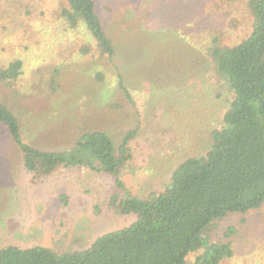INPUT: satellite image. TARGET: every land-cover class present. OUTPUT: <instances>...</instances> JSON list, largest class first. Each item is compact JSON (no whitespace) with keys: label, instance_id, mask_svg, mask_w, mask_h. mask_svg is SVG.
<instances>
[{"label":"rangeland","instance_id":"1","mask_svg":"<svg viewBox=\"0 0 264 264\" xmlns=\"http://www.w3.org/2000/svg\"><path fill=\"white\" fill-rule=\"evenodd\" d=\"M95 2L112 60L67 0H0V104L33 148L66 153L103 132L132 159L118 177L92 160L38 179L0 125V250L84 253L130 226L136 216L116 215L112 200L163 192L182 161L210 150L235 99L213 51L251 35L250 0ZM229 228L233 256L220 264H264V204L218 221L211 241L226 240Z\"/></svg>","mask_w":264,"mask_h":264},{"label":"trees","instance_id":"2","mask_svg":"<svg viewBox=\"0 0 264 264\" xmlns=\"http://www.w3.org/2000/svg\"><path fill=\"white\" fill-rule=\"evenodd\" d=\"M67 3L74 14L71 18L85 22L100 51L112 60L115 46L97 14L95 0ZM250 7L251 35L234 47L213 51L235 99L224 125L211 133L210 150L182 161L163 192L146 199H113V213L134 214L136 221L99 238L87 252L59 255L44 247L8 246L0 250V264H186L199 251L196 264H220L233 256L228 241L233 228L226 231V240L211 241L217 222L229 215L249 214L264 204V0H250ZM14 72L16 66L8 74ZM0 125L23 154L26 169L38 179L61 165L86 168L85 163L92 160L99 165L97 171L118 177L132 159L126 143L118 147L103 132L83 136L66 153L33 148L22 141L18 120L3 104ZM118 185L123 187L120 181Z\"/></svg>","mask_w":264,"mask_h":264}]
</instances>
